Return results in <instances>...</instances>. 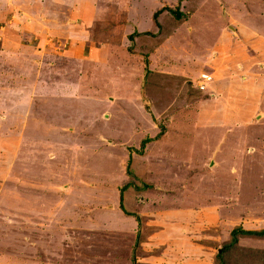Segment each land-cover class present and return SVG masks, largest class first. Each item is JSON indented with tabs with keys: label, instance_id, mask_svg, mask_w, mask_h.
<instances>
[{
	"label": "rangeland",
	"instance_id": "obj_1",
	"mask_svg": "<svg viewBox=\"0 0 264 264\" xmlns=\"http://www.w3.org/2000/svg\"><path fill=\"white\" fill-rule=\"evenodd\" d=\"M239 226L264 230V0H0V264H220ZM229 249L264 264V234Z\"/></svg>",
	"mask_w": 264,
	"mask_h": 264
},
{
	"label": "trees",
	"instance_id": "obj_2",
	"mask_svg": "<svg viewBox=\"0 0 264 264\" xmlns=\"http://www.w3.org/2000/svg\"><path fill=\"white\" fill-rule=\"evenodd\" d=\"M163 9H164V8H163ZM161 10H162V9H161ZM161 10H157L156 12H154V14H153L154 18H156L157 14L160 13ZM168 10H169L170 12H172L173 15H174L175 17H178V16L180 15V11H177V10L174 11V10H172V9H170V8H168ZM129 38L132 39L133 36L130 35ZM125 189H126V186H123V188H121V191H120V198H119L120 201H122V192H123ZM120 207H121V209H123V211H125V208H124V206H123L122 203L120 204ZM125 212H126V211H125ZM127 213H128V212H127ZM231 231H232V232H231V241H230V243L226 244V246H225V248H228V249H224L221 253H218V257H219V259H220V264H223L222 262L225 261V260L228 261V258L226 259V257L228 256L229 253H226V251H227V250L229 251V250H230V249H229L230 246H232L233 244H235V242H236V236H237L238 234H241V235H247V234H250V235H255V236H258V237H259V236H262V235L264 234V230H261V231H258V232H257V231H248V230H244V229L241 228L240 226H239L238 228H234V229H232ZM138 242H139V241H138ZM253 250H254V249H253ZM254 251L257 253L259 259H261V258L264 257V251H262V252H260L259 250H254ZM245 254L247 255V252H245ZM246 255H244V254L242 253V256H241V257H244V256H246ZM248 259H250V258H248ZM262 263H264V258H263ZM225 264H226V263H225Z\"/></svg>",
	"mask_w": 264,
	"mask_h": 264
},
{
	"label": "crops",
	"instance_id": "obj_3",
	"mask_svg": "<svg viewBox=\"0 0 264 264\" xmlns=\"http://www.w3.org/2000/svg\"><path fill=\"white\" fill-rule=\"evenodd\" d=\"M222 88H223V87H222ZM223 89H224V88H223ZM225 92H226V91H225ZM225 92H224V93H225Z\"/></svg>",
	"mask_w": 264,
	"mask_h": 264
}]
</instances>
